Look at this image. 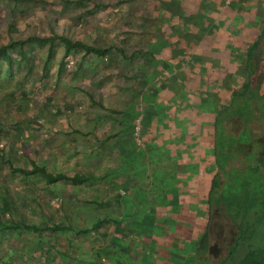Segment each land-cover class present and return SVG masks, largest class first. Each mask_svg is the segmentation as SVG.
Segmentation results:
<instances>
[{"label": "rangeland", "instance_id": "obj_1", "mask_svg": "<svg viewBox=\"0 0 264 264\" xmlns=\"http://www.w3.org/2000/svg\"><path fill=\"white\" fill-rule=\"evenodd\" d=\"M109 1L113 14L109 19L104 15L106 9L99 6L92 8L89 5L59 6L28 2L22 7L19 6L21 3L16 4L18 6L14 11L23 8L25 12V16L18 19V30L24 33L38 31L44 34L48 32V23H51L58 32L87 41L96 40L100 44L114 37L119 42L122 39L127 48L146 49L144 42L150 39L147 47L156 50L157 57L150 62L140 63V57L133 61L121 60L117 56L111 58V55L106 59H87L82 57V52H75L71 60L60 66L62 45L56 44L45 79L37 82L31 80L39 76L46 46L31 50L30 70L4 67L5 73L0 74V107L2 111L6 110L4 120L17 122L7 129L15 139L12 154L16 156L17 163L34 156L36 161L48 165L53 171L96 172L101 166L100 157L91 136L74 132L72 128L94 132L100 137L116 132L120 127L119 122L127 119L123 113L124 108L132 102L129 84L133 80L129 76L137 72V64L146 68L152 82L178 72L183 73L186 83L192 81L183 86L182 78L178 79L177 75L174 81L176 88L183 87L182 91H177L179 95H174L167 87L157 94L151 89L146 91L149 101L165 112V120H157L165 122V125L161 128L156 122L153 123L152 131L140 138V115L134 119L135 127L129 140L133 139L140 147L136 157L120 150L131 147L128 142L118 143L115 138H110L107 144L111 149L102 151L101 164L108 168L107 179L112 181L111 189H107L105 181L98 180L74 186L64 182L47 184L33 175L8 172L0 165V187L10 188L23 217L34 223L48 218L71 220L79 227L75 233L63 231L43 235L42 239L46 240L44 257L36 247L35 233L30 230L0 232V264H40L43 259H46V264H177L174 260L181 261L194 251L196 241L206 227L209 179L215 171L208 147L212 133L209 111L227 101V86L234 82L229 75L237 69V59H234L238 48L236 45L243 47L248 36L243 29H247L244 24L236 27L240 16L231 21L225 17L222 22L217 21L218 33L209 39L213 48L195 50V53L200 51L198 55L193 51L188 54L186 44L190 39H180L182 19L171 16L173 11L170 10L185 8L183 0H160L159 3L152 0ZM209 1L205 2H208V8L213 6ZM254 6L257 8L256 4ZM120 8L128 12L125 18L121 16ZM242 16H249L247 10ZM124 19H127L126 24ZM91 20H94V24H91ZM255 25L258 26L257 23ZM139 27H143L144 32H140ZM203 42L201 44H205ZM162 58L166 59L168 67L163 64L161 76L154 68H161ZM81 60L82 67L71 70ZM188 66L190 68L185 73ZM107 73L108 76H100ZM57 78L59 81L55 82ZM87 80H90L87 86L91 87L94 99L122 113L110 114L97 103H91L84 89L79 87ZM13 88L26 91L29 99L19 101L22 93L15 91L13 94ZM49 92L54 94L47 100L45 96ZM17 103L22 105L19 111L22 117L6 106ZM187 104L194 105V108H185ZM258 120L264 123V115H259ZM262 123H255L253 132L264 129ZM1 138L6 139L5 135ZM262 143H258L259 149L264 147ZM34 146L38 152L32 155L30 149ZM147 146L155 149L152 156L147 154ZM164 151L168 152V156L161 157L160 153ZM143 153L148 157L141 159ZM169 154L172 158L176 156L175 166L178 165L181 171L172 180L176 191L169 189L161 194L157 189L160 184L157 178L162 172L158 173L157 170L161 169L158 166L167 163ZM122 158L128 161L123 164ZM235 164L240 166L236 161ZM151 165L155 168L152 172ZM127 174L133 175L137 182H131L129 186L125 184L124 176ZM131 193L142 198V201L133 199ZM163 195H166V202L162 199ZM37 201L41 203L39 208H36ZM97 218H102V221L89 229ZM230 222L222 215L213 217L209 253L212 262L218 261L227 252L226 246L231 241L234 229ZM256 231L255 241H264V225L258 226ZM235 259L238 261L239 257Z\"/></svg>", "mask_w": 264, "mask_h": 264}, {"label": "trees", "instance_id": "obj_2", "mask_svg": "<svg viewBox=\"0 0 264 264\" xmlns=\"http://www.w3.org/2000/svg\"><path fill=\"white\" fill-rule=\"evenodd\" d=\"M120 1L129 2L130 0H115L116 3ZM152 1L157 3L160 2V0ZM183 1L186 3L185 8H181V10L180 8L176 10L173 8L170 10L173 11L171 16H178L182 19L180 21L183 25L180 27L182 31V33H180V39H190L186 44V53L189 54L193 51L195 55H198L200 51H196L195 53V50H211L213 46H211L212 41H209V39L218 33L217 21L222 22L225 17L229 18V21H231L232 19L236 20V17L240 16V20H237L239 22L236 24V27L238 28L239 24H244L247 30L243 29V26L242 29L248 36L247 39L245 37L246 41L242 48H239V45L234 43L238 46L237 53H235L234 57L235 60L237 59L235 65L237 69L235 73L229 75V77L233 78L234 82L233 85L227 86V91L229 93L227 101L220 103L216 108L213 107L214 109L212 108L209 111V113H211L212 133L209 138L210 146L208 147L211 151L210 154H212L215 171L209 179L208 196L206 199L208 209L206 227L199 235L194 251L185 256L181 261L177 259L174 261L177 264H264V241H255L257 227L264 225V147L259 149L257 146L260 142L264 144V129H260L256 133L252 130L255 123H262V121L258 120V116L264 115V1L216 0L215 3L210 0L209 2L213 3V6L210 8H208V2L205 3L208 0H204V3L200 0ZM257 1L260 3H257ZM28 2H40L47 5L59 6L70 4L73 6L80 5L85 7L89 5L92 8L99 6L106 9L104 14L105 18L113 16L112 9L110 8L112 3L109 0H0V74L1 72L5 73V71H3L4 67L8 69L14 67L23 68L25 71L30 70L32 66L31 58L29 57L31 50L39 46H46L45 59L40 68L39 76L37 79L31 78V80L37 82L45 79L50 67L48 63L54 53V45L56 44L62 45L63 53L59 62L60 66L67 60H71L72 54L75 52H82V57L87 59H106L111 55V58L117 56L121 60L133 61L136 57H140V63L150 62L153 60V57H156V50L148 48V45L151 43L149 42L150 39L144 42L146 44V49H141L140 47L134 49L127 48L128 46L122 43V39H119L121 40V42H119L114 37L106 40L104 44H100L96 40L87 41L82 37H73L64 32H58L51 23H48V32L44 34H40L38 31L24 33L18 30V19L25 16V12L22 10L23 8L16 11H14V8L18 6L16 4L21 3L19 6L23 7ZM10 4L12 6H10ZM255 4L257 8L254 6ZM190 6H193L192 9ZM246 10L249 13V16H247L248 19L242 16ZM120 14L125 18L128 12H123L120 8ZM214 14H216L215 18L213 17ZM243 19L247 20L244 21ZM125 21H127V19L123 21L126 24ZM117 23L116 25H118ZM256 23L258 26L255 25ZM91 24H94V20H91ZM119 24L121 25L122 23ZM144 30L143 27H139L140 32H144ZM134 31H137V29ZM229 37L228 35V38ZM206 39H208V42H206ZM202 42L205 44H201ZM168 43L169 42H167V44ZM163 47H166V45H163ZM231 55L234 54L231 53ZM165 60L166 59L162 58L160 69L154 68L159 75L162 74L161 69L164 68L163 64H167L168 67V63H166L167 61ZM82 65L83 60L74 64L71 70L78 69L82 67ZM137 67H139L137 72L129 76V78L133 80L132 83L129 84L132 89V102L131 105L124 108L125 111L123 113L128 121H120V127L116 132L108 133L103 137L98 136L94 132L82 131L78 127L72 128L74 132L83 135L88 133L91 136L94 142V148H96L97 155L100 157L101 166L97 168L96 172L92 170L53 171L48 168V165L36 161L33 158L34 156L30 158L26 157L23 163H17L16 156L14 157V154H12V149L16 146L14 142L15 139H13L7 130L13 125H16L17 122L15 120H4L3 117L6 110L2 111L1 107L0 165L5 167L7 171L9 170L8 172L33 175V177L43 180L47 184L64 182L70 186H74L88 183L92 180H98L105 181L104 183L107 185V189L113 188L110 186L112 181L107 179L108 168L102 167L101 164L103 160V155L101 153L106 148H110L109 144H107L110 138H115V141L118 143L121 142L126 144L128 142L131 147H122L120 150L130 154V156L136 157V155L139 154L140 147L135 144L133 139L129 140L130 133L135 127V123L133 122L134 119L140 115V138H144V135L152 131L154 128L153 123L156 122L161 128L165 125V122L162 123L157 121L162 119L165 120V112H163L162 108L156 106L154 102L149 101L150 98L146 94V91L151 89L157 94L162 92L163 88L167 87L168 90L173 91L174 95H179L177 91L181 90L183 87L180 86L176 88L177 84H175L174 81L177 75L179 76L178 79L182 78V80H180L183 86L184 84L189 85L192 81H187L188 83H186L185 76L182 75L183 73L181 72L180 74L178 72L176 75L174 73L167 74V76L161 79L158 78L152 82V80L148 78L149 76L146 68L138 64ZM189 68L190 66H188L184 72L187 73ZM182 69L183 68H181V70ZM23 74L25 75V72ZM123 75L125 74L123 73ZM100 76H108V73L101 74ZM58 81L59 79L57 78L55 82ZM83 82L84 83L79 85V87L84 89L91 103H97L110 114L113 112L122 113L121 110L112 106H105L100 100L94 99L91 87L87 86L90 80ZM15 91L22 93V97L19 101L22 99H29L26 91L24 92L21 88H13V94ZM53 94L54 92H49L45 98L48 100ZM183 103L185 104V102ZM22 105H24V103ZM22 105L17 103L15 106L12 104L8 106L6 104L8 108H12V112L18 114ZM187 105L185 108H194V105ZM20 119L24 121L23 118ZM30 124H32V122ZM262 126L264 127V123H262ZM4 135L6 139L1 138V136L4 137ZM120 137L121 139L119 140ZM79 148L82 147L80 146ZM146 148L149 152L147 154L152 156L155 149L150 148V146ZM30 151L32 155L38 152L36 146L30 149ZM167 153V151L161 152L160 156H168ZM147 154L143 153L141 159L144 157L147 158ZM169 157H167V163L162 164L160 167L158 166V168L161 169L157 170L158 173H160V171L162 172V175L157 178V182L160 183L157 189L161 194L166 190L169 191V189L171 191H176L172 185V180L181 171V169L177 167L178 165L175 166L177 161L176 156L172 158L169 154ZM122 161L123 164H125L128 160L122 158ZM235 161L240 163V166L236 165ZM154 169L155 168L151 165V172ZM124 177L126 181L125 184L128 186L131 182L133 184L137 182L131 174H127ZM131 196L133 199L142 201V198H139L136 194H132ZM165 196L166 195H163L162 198L164 202H166ZM172 196L177 197V195ZM43 201L44 200H42V202ZM40 205V201H37L36 208L41 207ZM19 208V204L13 200V194L10 188L0 187V232L10 230L18 231L19 229L30 230L35 233L37 237L36 247L41 251V256L43 257L46 254V249L44 250L43 248L44 244H46V240L42 239L43 235L63 231H70L71 233L79 231V227L75 226L71 220L56 221L54 219L49 220L48 218L44 219L41 223H34L23 217L19 213ZM216 215H222L228 218L231 221V225H234V229L232 230L233 234L231 241L230 243L228 242L226 246L227 252L225 256L221 257L218 261L212 262L209 257L211 249L210 231L212 230L211 224L213 217ZM101 221L102 218H97L89 229L95 228ZM236 257H239L238 261H236ZM40 264H46V259L41 260Z\"/></svg>", "mask_w": 264, "mask_h": 264}, {"label": "crops", "instance_id": "obj_3", "mask_svg": "<svg viewBox=\"0 0 264 264\" xmlns=\"http://www.w3.org/2000/svg\"><path fill=\"white\" fill-rule=\"evenodd\" d=\"M178 192V191H177ZM190 198V197H189ZM193 198H195L194 196H193ZM189 205V204H188ZM194 222V221H193ZM200 228H201V226H199ZM190 235V234H189Z\"/></svg>", "mask_w": 264, "mask_h": 264}]
</instances>
